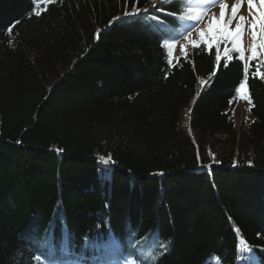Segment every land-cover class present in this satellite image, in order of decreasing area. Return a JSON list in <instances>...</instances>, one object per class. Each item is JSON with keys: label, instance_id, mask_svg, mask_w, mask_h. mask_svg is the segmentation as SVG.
<instances>
[{"label": "trees", "instance_id": "trees-1", "mask_svg": "<svg viewBox=\"0 0 264 264\" xmlns=\"http://www.w3.org/2000/svg\"><path fill=\"white\" fill-rule=\"evenodd\" d=\"M123 10L0 0V264H41L42 252L57 264H149L159 242L156 264H264V80L250 76L253 118L236 128L238 53L225 68L215 47L190 45L169 68L151 26L109 25ZM109 154L103 180L98 157Z\"/></svg>", "mask_w": 264, "mask_h": 264}, {"label": "snow or ice", "instance_id": "snow-or-ice-1", "mask_svg": "<svg viewBox=\"0 0 264 264\" xmlns=\"http://www.w3.org/2000/svg\"><path fill=\"white\" fill-rule=\"evenodd\" d=\"M58 0H34V3L39 5H51L57 3ZM141 0H123V12L121 16L113 17L109 21L111 26L117 22H143L151 26L160 36L161 47L167 49L168 66L173 67L172 54L173 49L178 43L180 38L187 41L188 44L194 49L206 48L211 51L214 47L217 49L215 60L217 66L220 65L221 60H225L224 67H228V63L232 60L231 53H238V60L244 62L243 66V79L236 87L235 93L237 97L245 100L250 108L249 112L256 105L253 102L252 94L249 89V79L259 78L264 80V0H150L148 7L141 8L139 3ZM131 6L129 7V5ZM219 7V15L212 13L211 18L205 29H201L199 32L200 39L193 40L191 38L192 29L206 17H208L209 10L213 7ZM172 8H176V11H171ZM35 16H41V10L38 7L33 8ZM152 13H155L153 15ZM163 13V16L160 15ZM20 21H15L13 25H10L7 29L8 33H12L16 24ZM171 25L179 24V28L170 27ZM234 24V27H233ZM248 30L251 35L250 55H245V48L242 44V36L244 32ZM101 29L96 30V38H99ZM226 45L223 48V56L221 55L220 45ZM230 44V47L227 45ZM183 47V46H182ZM188 53L185 52V57ZM252 62H256L255 70L250 71ZM216 74L215 70L212 75ZM167 78V73L165 74ZM204 84V81H201ZM231 103V101H229ZM20 143V141H17ZM62 151V149H57ZM208 155L212 158V163H220L211 151ZM198 167L211 170L212 163L203 164L200 161V154L197 152ZM98 163L102 166L100 171V177L103 180L111 179V172L114 170L115 161L112 159L111 154L107 156H99ZM249 166H252L253 162L249 160ZM237 163L233 162V167H236ZM162 175V173H161ZM231 219V218H229ZM237 236H240L239 247L246 248L251 251V247L247 241L243 239L241 230L239 227L234 229ZM258 235H260L258 233ZM154 242L158 234H152ZM147 239V238H145ZM90 241L88 238L85 240V246H89ZM46 248L51 249V243L46 239L44 242ZM158 246L167 251V244L159 242ZM162 252L157 253L150 257L149 264H156L159 255ZM61 252L66 257H71L72 253L67 243L61 248ZM37 259L41 260V264H57L50 256L45 255L43 252ZM59 264H81L80 259H67L59 262ZM108 264H111L109 261Z\"/></svg>", "mask_w": 264, "mask_h": 264}, {"label": "rangeland", "instance_id": "rangeland-1", "mask_svg": "<svg viewBox=\"0 0 264 264\" xmlns=\"http://www.w3.org/2000/svg\"><path fill=\"white\" fill-rule=\"evenodd\" d=\"M212 13H215L217 16L219 15V7L217 10H213L208 14V17L203 20L202 25L198 27L195 31L191 33V38L193 40H199V32L201 29H205L207 27V24L209 22V19L211 18ZM234 27V24H233ZM242 44L245 48V55H250V45H251V35L250 31L246 30L242 36ZM191 44H188L187 41L184 39L178 41L176 46L173 49V57L176 58L181 54H184V52L189 48ZM183 46V47H182ZM250 105L243 100L242 98L239 97L236 106L233 108L231 111V117L234 121V124L236 128H239L241 125H246L252 120V115L249 112ZM187 112H183L181 115V119L179 122V128L184 132V133H190V129L187 127Z\"/></svg>", "mask_w": 264, "mask_h": 264}]
</instances>
